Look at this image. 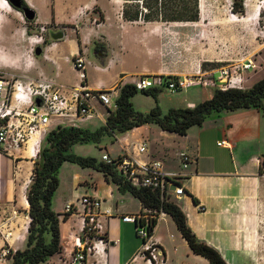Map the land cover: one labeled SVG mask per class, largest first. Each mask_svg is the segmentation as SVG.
<instances>
[{
	"label": "crops",
	"instance_id": "1",
	"mask_svg": "<svg viewBox=\"0 0 264 264\" xmlns=\"http://www.w3.org/2000/svg\"><path fill=\"white\" fill-rule=\"evenodd\" d=\"M24 2L38 11L35 21L42 29L63 34L58 39L41 38L37 43L33 40L35 36L25 38L8 19L7 13L14 7L9 3L5 6L0 1V11L4 13L0 16V27L8 29L5 36L10 40V44L0 43V68L24 80L44 78L69 91L80 84L72 60L82 53L87 64L89 88L111 89L116 101L121 86L134 84L141 75L165 74L181 78H191L199 73L217 75L219 69L227 64L220 47L222 28L219 26L223 19L208 17L202 6L197 21L145 22L124 18L125 0H43L50 10L44 17L39 16L41 3L38 0ZM36 46L41 48L40 54L35 51ZM92 51L99 62L91 57ZM263 77L264 63L247 73L246 83L250 81L247 88ZM193 86L196 85L184 89ZM198 87L203 90L202 96L194 100L185 98L187 100L183 102H175L161 89H150L158 91L157 98L138 93L132 100L135 108L143 112L153 108L157 102L164 112L171 107H193L213 96L214 88ZM96 107L98 114L91 119L71 123L54 118L46 129L34 134L22 148L0 150V249L9 247L16 251L26 246L30 223L27 191L35 159L48 132L59 125L99 128L106 123L109 110L99 103ZM94 120L100 123L92 127ZM222 140H227L228 145L220 146L218 143ZM115 141L122 147L118 156L128 154L141 161L159 160L169 173L182 170L181 152H187L195 159L189 167L192 174L180 180L186 193L172 200L184 211L187 223L198 239L215 247L221 254L227 241L225 235L217 233H262L264 112L253 108L217 112L202 124L191 126L185 135L164 130L157 124H143L118 134ZM141 144L147 146L145 157V152L138 151ZM105 153L111 155L110 151ZM102 156L97 158L101 160ZM70 166L73 171L71 186L61 194L59 174L60 185L53 199V208L61 219L63 248L41 264H61L71 257L73 239L82 229V206L79 204L78 213L71 214L66 220H63V215L65 206L78 204L77 199L83 195L100 197L103 209L108 208L113 213L105 220L108 243L98 244V253L90 256L89 262L152 264L140 255L143 240L138 237L135 224L121 218L124 214L144 211L142 202L129 192H120L102 172ZM132 202H137L136 208L130 206ZM177 240L187 250L186 255L195 254L172 216L162 212L151 241L164 252L165 264L173 260ZM194 256L202 264H210L201 255ZM11 261L9 259L6 264H11ZM184 263L189 262L183 260L178 264Z\"/></svg>",
	"mask_w": 264,
	"mask_h": 264
},
{
	"label": "trees",
	"instance_id": "2",
	"mask_svg": "<svg viewBox=\"0 0 264 264\" xmlns=\"http://www.w3.org/2000/svg\"><path fill=\"white\" fill-rule=\"evenodd\" d=\"M24 5L27 4L24 2ZM232 10L243 12V4L235 1ZM123 16L130 21H197L200 17V0H125ZM138 93L153 95L155 98L158 95L156 90L139 91L133 84H125L121 86L116 98V108L109 111L104 125L96 129L59 125L48 132L35 159L27 191L30 223L26 246L12 251L9 256L11 264L45 263L51 256L62 251L61 219L53 208V199L60 185V168L66 161L102 172L120 192H129L145 208L156 214H170L191 250L210 264H230L218 249L198 239L188 225L184 211L174 200H163L160 192L151 187L133 185L118 171L116 163H107L94 156L79 155L72 148L77 144H100L105 136L116 139L118 134L143 124H157L164 130L185 135L191 126L202 124L213 111L253 108L264 112V77L248 88H214L210 99L193 107H171L166 112L159 102L146 112L137 110L132 98ZM68 216L70 215L65 214L63 220ZM156 224L157 219L151 218V235Z\"/></svg>",
	"mask_w": 264,
	"mask_h": 264
},
{
	"label": "built area",
	"instance_id": "3",
	"mask_svg": "<svg viewBox=\"0 0 264 264\" xmlns=\"http://www.w3.org/2000/svg\"><path fill=\"white\" fill-rule=\"evenodd\" d=\"M44 29V28H43ZM78 72L80 84L69 91L48 79L36 78L24 80L15 74L5 75L0 71V150L22 148L28 140L42 129H46L54 118H62L71 123L78 120L91 119L98 114L96 103L104 105L110 111L116 108L111 89H91L88 86L87 64L82 53L73 58ZM257 68L253 58L242 61H231L221 67L217 75L204 73L195 74L191 78H181L165 74L141 75L134 81L139 91L148 89H169L180 91L190 85L220 88H246L247 73ZM39 100V103L38 101ZM5 120V122H2ZM228 145L227 140L218 143ZM146 144L138 146L144 153ZM182 170L169 173L164 170L161 161H141L134 156L125 154L112 157L109 153L102 156L107 163H116L118 171L135 186H147L160 192L161 198H180L186 193L181 184L182 178L192 173L189 167L195 159L187 152H181ZM175 188H172V187ZM78 204L68 203L65 214L78 213V205L82 206L81 233L73 239V251L69 259L61 264H98L89 262L90 256L98 253V244L108 243L105 232V220L113 216L110 209H103L102 199L98 196L83 195L77 199ZM204 209V207H200ZM160 213L144 208L139 213H128L121 216L125 222L134 223L138 237L143 240L140 255L152 264H165L164 252L155 242L151 241L150 219L160 218ZM64 214V215H65ZM63 215V216H64ZM12 250L9 247L0 249V264H6Z\"/></svg>",
	"mask_w": 264,
	"mask_h": 264
},
{
	"label": "rangeland",
	"instance_id": "4",
	"mask_svg": "<svg viewBox=\"0 0 264 264\" xmlns=\"http://www.w3.org/2000/svg\"><path fill=\"white\" fill-rule=\"evenodd\" d=\"M40 4L39 16H48L49 7L43 4V0H38ZM202 9L208 12V17H222V23L219 27L222 28V48L224 58L227 63L231 61H242L247 58L255 59L257 63V68L263 62L264 58V0H200ZM243 4V12H234L232 9L234 7V2ZM33 8V7H32ZM36 13L38 11L33 8ZM233 11L234 14H231ZM1 12V11H0ZM4 16V13H0V16ZM6 15V13H5ZM8 19L12 20L14 23V28L20 33H22L25 38L29 36H35L33 40L35 43L39 39H51L53 38V33L50 34L49 30L42 29L35 20H28L25 18L24 14L15 9L11 8L8 13ZM228 17V19H227ZM8 29L5 27H0V43L10 44V40L7 39L5 33ZM38 46L34 47L37 51ZM91 57L99 62V59L92 51ZM256 68V69H257ZM0 71L5 75H10L6 70L0 68ZM253 71V70H251ZM18 76V75H17ZM250 81L247 80L245 87L247 88ZM165 95L172 97L175 102H183L187 100L185 98H201L202 88L198 86H193L187 90L183 89L180 91H170L169 89H163ZM208 89L207 91H211ZM213 111L210 115L216 114ZM99 120H94L92 122V127L99 124ZM101 146L93 143L88 144H77L73 147L76 150L75 153L83 156H94L101 157L103 153L110 151L113 157H118V154L122 152V147L120 142L115 141L114 138L110 136H105L103 141L100 143ZM72 151L74 152V150ZM145 152L143 156H146ZM73 165L75 167L81 168L79 165L72 162L66 161L64 165L60 168V177L62 179L61 194H65L67 187L72 184V174L73 171L70 168ZM85 171V169H84ZM87 171V170H86ZM84 174L86 172H83ZM62 197V196H61ZM59 203H61V198ZM137 202H132L131 207L136 208ZM263 225H264V209H263ZM218 235H225L227 244L225 251L222 253L230 264H264V229L262 233H217ZM176 250L173 256V260L169 264H178L183 260H188L190 264H202L196 256L191 254L186 255L187 250H185L180 242H176ZM197 255V254H196ZM187 263V264H189ZM186 264V263H184Z\"/></svg>",
	"mask_w": 264,
	"mask_h": 264
},
{
	"label": "water",
	"instance_id": "5",
	"mask_svg": "<svg viewBox=\"0 0 264 264\" xmlns=\"http://www.w3.org/2000/svg\"><path fill=\"white\" fill-rule=\"evenodd\" d=\"M7 1L12 7L21 11L24 14L26 19L30 21L36 19V11L32 7L28 5H24V0H7ZM62 36H63L62 32L53 34V38L55 39L61 38ZM40 52H41V48H37V53L40 54ZM37 101L39 103V100ZM172 188H175V187L173 186Z\"/></svg>",
	"mask_w": 264,
	"mask_h": 264
},
{
	"label": "bare ground",
	"instance_id": "6",
	"mask_svg": "<svg viewBox=\"0 0 264 264\" xmlns=\"http://www.w3.org/2000/svg\"><path fill=\"white\" fill-rule=\"evenodd\" d=\"M1 2H3V4L5 5V6H8V2L6 1V0H0Z\"/></svg>",
	"mask_w": 264,
	"mask_h": 264
},
{
	"label": "flooded vegetation",
	"instance_id": "7",
	"mask_svg": "<svg viewBox=\"0 0 264 264\" xmlns=\"http://www.w3.org/2000/svg\"><path fill=\"white\" fill-rule=\"evenodd\" d=\"M49 32H50V34H51V33H54V31H53L52 29H49Z\"/></svg>",
	"mask_w": 264,
	"mask_h": 264
}]
</instances>
